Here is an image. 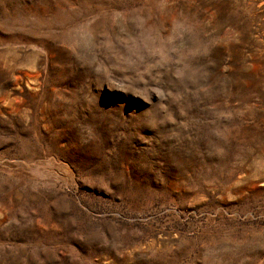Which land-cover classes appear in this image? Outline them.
Instances as JSON below:
<instances>
[{
    "label": "rangeland",
    "instance_id": "obj_1",
    "mask_svg": "<svg viewBox=\"0 0 264 264\" xmlns=\"http://www.w3.org/2000/svg\"><path fill=\"white\" fill-rule=\"evenodd\" d=\"M0 264H264V0H0Z\"/></svg>",
    "mask_w": 264,
    "mask_h": 264
}]
</instances>
